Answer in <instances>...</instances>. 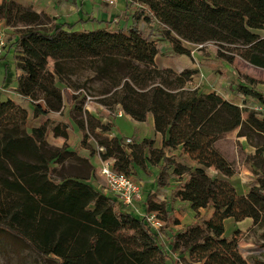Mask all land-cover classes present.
<instances>
[{
	"label": "trees",
	"instance_id": "trees-1",
	"mask_svg": "<svg viewBox=\"0 0 264 264\" xmlns=\"http://www.w3.org/2000/svg\"><path fill=\"white\" fill-rule=\"evenodd\" d=\"M2 1L0 17L18 29L5 49L13 47L14 66L20 71L15 90L29 100L35 113L61 112L66 102L85 113L79 126L86 121L89 127L110 130V120L91 117L83 110L84 100L70 91L67 66L84 63L107 84L101 105L109 109L118 105L138 121L151 114L155 131L162 136L161 147L149 149L146 156L140 145L124 143L125 137H106L97 143L104 147L102 158H114V169L134 178L136 166L158 165L160 183L170 165V175L176 178L174 197L196 212L212 209L210 217L197 216L175 230L165 248L159 230L145 215L123 207L84 177L52 168L79 158L65 146L49 145L45 124L28 131L27 108L0 101V230L13 238V244L28 246L53 264H167L169 249L179 250L185 264H264V259L243 257L236 237L224 233L227 218L264 223V117L249 108L264 105V95L239 83L236 98L225 99L216 91L186 87L192 70L176 73L155 64L162 39L173 53L188 54L184 43H213L220 47L216 57L227 63L239 57L264 68V35L257 32L264 28V0H131L134 8L125 28L84 29L37 13L29 5ZM67 125L55 126L53 133L66 136ZM236 128L262 137L248 157L255 177L246 194L226 179L234 168L213 145ZM142 142L152 144L148 139ZM175 149L193 163L180 161L178 153H166ZM146 202L144 211H156L168 224L165 204L149 198ZM173 222L179 223L176 218Z\"/></svg>",
	"mask_w": 264,
	"mask_h": 264
},
{
	"label": "crops",
	"instance_id": "crops-1",
	"mask_svg": "<svg viewBox=\"0 0 264 264\" xmlns=\"http://www.w3.org/2000/svg\"><path fill=\"white\" fill-rule=\"evenodd\" d=\"M14 1L20 4L29 5L35 12L45 13L49 17H54L57 21H61V22L66 21L69 23H75V27L77 29L95 28L101 26H108L110 28L119 26L125 28L127 24L131 22L130 13L134 8V5L129 4L131 0H117L114 5H109L101 0H14ZM1 2L2 0H0V3ZM0 26L4 27L6 32L8 33L10 27L5 25L1 17H0ZM257 32L260 35H264V28L258 30ZM15 35L16 33H14L12 37L14 38ZM162 42L164 43L163 45L165 46V48H167L168 51L172 53L171 56L175 59V67H177V70H175L176 73H179L184 69L192 70L193 73L191 74L190 79L194 80V74L197 73L198 68L200 70H202L201 68H204L207 71H211V70L215 71L214 73L216 76L215 78L218 82L216 86H214L213 88L202 87V89H199L198 88L199 85L197 84L195 85L194 88H198L203 92L216 91V93L220 95L222 98L232 100L236 98V94H237L236 89L238 84L249 83L248 80L246 81L245 79L239 76V73L236 69V65L238 66V63L234 64V61L232 63H227L226 61L217 58L214 52L213 53L211 52V56L209 60L206 61L204 58H200V56L197 55L198 52L201 51V48L200 50L199 48L198 50H195V48L193 47V45L195 46V44H189V43H184V46L187 49H189L188 54L173 53L168 42L166 41L167 42L166 43L165 40L161 39L160 44ZM12 48L13 47L4 51V53L0 56V64L4 65V70L0 72V86L2 88V90L0 91V101H11L15 104H19L27 108L28 119L26 121V129L28 131H31V129L34 127L40 126L41 122L44 119H49L46 122L44 121V123L42 122V124H45V134H44L45 141L53 147L60 148L65 146L69 150L75 151L76 156L79 158L77 160L65 159L58 164L52 165V168L54 167L56 170L60 171L63 174L80 175L81 177H84L85 181L89 182L90 184H92L90 181L94 182V184L92 185L100 189L99 185L95 184V177L98 176V173L96 171L97 144L95 147H92L91 150L89 148H85L84 146H82L81 145L82 132H83L81 130L82 127L77 124L76 127L78 129L75 130L73 127H71L69 121L64 117L63 114V108L65 106L68 108L69 107L73 108V106L71 104H67L66 102H63V107L61 112L49 111L46 113H41V112L35 113V111L33 110V105L29 102V100L24 96H22L21 94L17 93V91L15 90L16 84L13 87L10 86L6 88L2 87L1 84L3 82L4 76L5 75L8 76V74H11L9 72V68L11 66L14 68L15 76L20 73V71L16 69L14 66ZM157 55L155 56V64L159 68H170V65L168 64H164V63L158 64L156 60ZM195 56H198V58H196ZM236 58L234 59L235 62L237 60H242L239 57ZM214 81L215 80H213V82ZM261 94L264 95V93ZM248 99L252 100L251 102H256V100L253 97H249ZM40 106L41 109L44 108L42 102L40 103ZM83 110L87 111L91 115V117L95 119L103 118V115L105 114V111L99 112V111H94L92 109L88 110L84 106V104H83ZM110 122L112 124L110 130L108 131H102L98 127H89L86 121L84 122V127L86 129L87 128H90L91 130L93 129L94 132L99 131L100 134L106 136L107 138L130 137L131 141L136 143L137 145H139L143 139H148L152 141V144H146L147 149H145V147L142 148V151L145 156L149 155V149H158L161 147L162 136L159 132L155 131L153 126V118L151 114H149L144 121H138L133 119L128 114L124 113L122 116L119 117L110 116ZM63 124H68L67 127L65 128L67 135L66 136L55 135L53 133V128L55 126H59V128H61ZM172 152L178 153L177 159L179 158L180 161L184 160L187 163H193L189 160L188 156L179 149L166 151L167 154H172ZM81 159H85L86 161L85 164L84 162H81ZM147 166L148 165H146L144 169H147ZM135 168H136L135 179H138L142 184L143 201L140 207L141 212H143L145 209L144 205H147L146 204L147 198L157 203L165 204V207L169 212L170 209L167 207V203H166L167 200H165V195L164 196L161 195V191L165 192L164 194L166 195L174 194L176 187L175 185H172L169 181V179L173 176L170 175V173H168L167 175L168 184L164 186H159L157 185L158 181L156 180L159 173L158 169H155V172L151 170L152 176L148 177L143 172L144 169L137 166ZM210 170L213 169L210 168ZM217 175L221 176V174L219 173H217ZM240 194H244V193H240ZM175 199L178 200L177 198ZM179 203L183 205L185 208L190 209L186 204H182L180 201ZM190 210L193 211L192 209ZM198 210H203L201 211V214H199V216L201 215L200 217L203 216L205 218H208L212 214L211 208H200ZM134 213L138 214L136 212ZM194 219L195 217L192 220ZM179 223L175 225H181L182 227V224Z\"/></svg>",
	"mask_w": 264,
	"mask_h": 264
},
{
	"label": "rangeland",
	"instance_id": "rangeland-1",
	"mask_svg": "<svg viewBox=\"0 0 264 264\" xmlns=\"http://www.w3.org/2000/svg\"><path fill=\"white\" fill-rule=\"evenodd\" d=\"M0 8L2 10L4 9L3 1L0 3ZM9 27V31L7 33V43L13 39V34L17 33L18 31V29L12 26ZM49 27V23L47 22L46 28L49 29ZM163 44L164 43L162 42L156 60L158 64L164 63L170 65V69L175 72V70H177V67H175V59L171 56L172 53L169 52ZM193 47L195 48V50H198L196 46L193 45ZM219 48L220 47L217 44L206 43L197 55L207 61L211 56V52L216 53V50ZM198 56L195 57L198 58ZM242 60H237L236 62L234 60V64L238 63V66L236 65V69L239 73V76L246 81L248 80L249 84L247 85L253 87L254 90L259 91V93H264V68L255 67ZM48 66L51 70V60H49ZM67 67L68 69L65 72V75L72 84L70 87V91L78 99H83L85 101L86 108L99 112L104 111L105 109L103 108V106H101L100 100L103 99L105 95H107L102 94L101 92L105 87H107V84L101 81L97 77V75H95L94 72L82 62H72ZM201 69L202 70H200L199 68L197 69V73L194 74V80L189 79L186 83V87L194 88L195 85L198 84V88L202 89V87L213 88L217 85L218 82L215 78V71H207L204 68ZM2 70H4V65L0 64V72H2ZM9 72L11 74H8L5 82L1 84L3 88L9 86L13 87L16 84L14 68L12 66L9 68ZM250 79H252L253 82L249 81ZM213 80L215 81L213 82ZM58 84L61 87L64 86L61 81H58ZM1 90L2 88L0 86V91ZM249 101L252 100L249 99ZM115 109L117 108L115 107ZM63 114L64 117L69 121L71 127H73L75 130L78 129L76 127L77 121L81 118L86 119L83 111L80 112L79 110L72 107L68 108L65 106L63 108ZM246 115L247 111L243 110V119L246 118ZM88 119L89 118H87V120ZM48 120L49 119H44L42 122L44 123V121L46 122ZM108 120H110V116L108 117ZM81 130L83 131L81 145L85 148H89L90 150L92 149V147H95L97 143L106 138V136L100 134L99 131L94 132L93 129H86L84 125ZM244 131L248 133V136L240 135V133ZM244 131L236 128L230 132L224 133L214 142L213 145L215 149H217L218 152L229 163H231L232 167L234 168L235 173L230 177H226V179H228V181L234 186L237 192L246 194L255 177L248 162V157L254 152L255 145L258 142L262 141V137L260 135L257 136L248 128L244 129ZM146 144L147 143L142 142L139 145L142 148L145 147V149H147ZM96 163L98 164L97 158ZM155 169H158V165H154L148 162L147 169H144L143 172L148 177H150L152 176L151 170L155 172ZM170 169L171 167L170 165H168L165 170L166 173H164V177L162 180L163 183L158 182L157 185L164 186L168 184L167 175L168 173H170ZM184 178L185 176L182 179ZM169 181L172 185H175L176 178L171 177ZM90 182L94 184V182ZM95 184L99 185L100 189L104 188L106 185L104 178L99 173L98 176L95 177ZM164 193L165 192L161 191V195H165V200H167V207L170 209L168 212L169 219L167 222L168 224L164 222L158 233L161 245L167 248L168 246H170L167 244L168 239L172 237V234L177 228L181 227V225H175V223L173 222L175 218L180 221L179 224H182L183 226L194 217L199 216V214H201V211L203 210H198L197 212L191 211L190 209L185 208L183 205H181L179 201L173 197V194L166 195ZM224 229V233L227 237H236L238 249L243 257L248 259H250L251 257L264 259V223H254L251 219H244L240 222H234L232 219H225ZM13 241L14 240L13 238H11V236L0 230V264H53L52 261L43 259L42 257L38 256L30 247L25 245H14ZM168 251L170 254V258L169 260H167V264L186 263L181 258H179V250L169 249Z\"/></svg>",
	"mask_w": 264,
	"mask_h": 264
},
{
	"label": "built area",
	"instance_id": "built-area-1",
	"mask_svg": "<svg viewBox=\"0 0 264 264\" xmlns=\"http://www.w3.org/2000/svg\"><path fill=\"white\" fill-rule=\"evenodd\" d=\"M109 5H114L117 0H101ZM7 32L4 27L0 26V56L4 53L7 47ZM206 44V43H205ZM205 44H197L195 45L197 48H202ZM84 101V106H85ZM103 106V105H101ZM240 106L245 107V104H240ZM115 107L117 109H115ZM113 109H109L105 106V114L102 121H107L109 116L119 117L124 114L122 109L117 105ZM252 110L256 112L259 117H264V105H260L258 103L252 104L249 106ZM88 109V108H87ZM90 110V109H88ZM102 117V116H101ZM124 143H130L131 138L125 137ZM104 151V147L102 145H97V160L96 163L98 173L104 178L106 185L101 191L106 195H111L114 197L123 207L128 208L129 210L136 212L138 214H143L146 217V220L150 223V225L159 230L164 221L157 216L156 211H144L141 212V203L143 201V192H142V184L138 179L127 175L121 171H117L114 169V158H102L100 152Z\"/></svg>",
	"mask_w": 264,
	"mask_h": 264
}]
</instances>
